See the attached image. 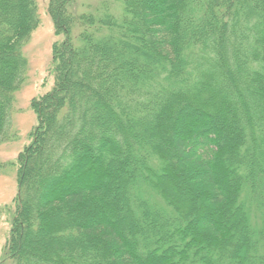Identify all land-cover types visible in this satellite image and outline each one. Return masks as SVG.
<instances>
[{"label":"trees","instance_id":"trees-1","mask_svg":"<svg viewBox=\"0 0 264 264\" xmlns=\"http://www.w3.org/2000/svg\"><path fill=\"white\" fill-rule=\"evenodd\" d=\"M49 13L54 85L32 102L5 257L264 264V0H50ZM38 24L35 0H0V141Z\"/></svg>","mask_w":264,"mask_h":264},{"label":"rangeland","instance_id":"rangeland-1","mask_svg":"<svg viewBox=\"0 0 264 264\" xmlns=\"http://www.w3.org/2000/svg\"><path fill=\"white\" fill-rule=\"evenodd\" d=\"M35 1L39 24L22 47L28 63L26 79L14 93L8 138L0 141V262L3 264H12L4 252L17 209L19 156L31 142L32 132L39 123L32 102L54 85L52 48L56 40L62 39L61 35L56 34L49 13L50 0ZM81 1L92 4L94 0Z\"/></svg>","mask_w":264,"mask_h":264}]
</instances>
